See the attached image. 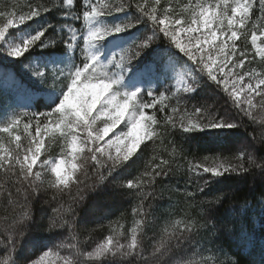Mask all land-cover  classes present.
<instances>
[{
  "label": "snow or ice",
  "instance_id": "obj_1",
  "mask_svg": "<svg viewBox=\"0 0 264 264\" xmlns=\"http://www.w3.org/2000/svg\"><path fill=\"white\" fill-rule=\"evenodd\" d=\"M0 100V264H240L216 186L264 182V0H4ZM106 196L131 226H82Z\"/></svg>",
  "mask_w": 264,
  "mask_h": 264
},
{
  "label": "trees",
  "instance_id": "obj_2",
  "mask_svg": "<svg viewBox=\"0 0 264 264\" xmlns=\"http://www.w3.org/2000/svg\"><path fill=\"white\" fill-rule=\"evenodd\" d=\"M4 0H0V6L3 5ZM21 77H23V73H18ZM25 82H27V78L24 77ZM2 103V100H0ZM43 100L40 97H37V104H42ZM201 139L204 141H208L212 138L213 133H204L200 134ZM51 150L58 151L59 149L55 144L51 145ZM165 185L170 187H183V179L180 177H175L172 180H165L163 182ZM217 189L227 190L231 188L233 191V195L231 199H225L221 205H218L216 208V216L224 218L231 215V210L233 208H237L239 205L243 204L245 200L251 201L254 208L249 211L245 220L247 222L248 231L251 234L252 243H245L241 241L238 236L235 234L225 236L223 239L218 241L221 243L224 248L230 251L233 255L236 256L240 260V264H260L262 256H264V215H261L258 200L260 198L261 193H264V182H261L258 176H247L246 178H234L230 180L224 181L223 185H217ZM215 192V189H214ZM51 193L47 196H44L43 199H48ZM178 198L177 194L170 191H165L162 198L158 197V200L154 203L158 204L159 208H166L169 204H174L176 199ZM104 202L109 205L108 211L111 215L105 217V219L92 222V218H89L88 222H86L83 227H87L89 229L96 227V223H103L106 226L108 225V221H117L120 218V214L126 212L125 217L119 219V223L125 224L126 226H131L132 217H131V204L132 201L130 197H113L106 196L104 198ZM55 206V204H53ZM41 207L47 208V205L43 204V200L40 203L35 205V211L37 214V218L39 217V210ZM50 211V209H49ZM2 209H0V215H2ZM107 234V227L103 232H96L93 235V239L95 241H99L104 238ZM69 233L67 230L64 231L63 236L58 237L56 241L53 243L59 242V240L67 237ZM80 241H84V234L82 233L79 237ZM31 245H29V248Z\"/></svg>",
  "mask_w": 264,
  "mask_h": 264
}]
</instances>
